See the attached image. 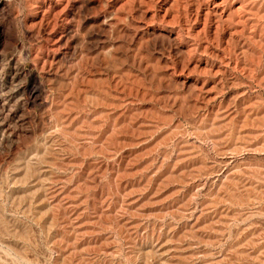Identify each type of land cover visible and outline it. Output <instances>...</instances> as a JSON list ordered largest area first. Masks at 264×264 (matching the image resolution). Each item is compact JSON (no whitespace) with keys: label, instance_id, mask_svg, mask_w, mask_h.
Listing matches in <instances>:
<instances>
[{"label":"rangeland","instance_id":"obj_1","mask_svg":"<svg viewBox=\"0 0 264 264\" xmlns=\"http://www.w3.org/2000/svg\"><path fill=\"white\" fill-rule=\"evenodd\" d=\"M0 124V264H264V0H0Z\"/></svg>","mask_w":264,"mask_h":264},{"label":"bare ground","instance_id":"obj_2","mask_svg":"<svg viewBox=\"0 0 264 264\" xmlns=\"http://www.w3.org/2000/svg\"><path fill=\"white\" fill-rule=\"evenodd\" d=\"M14 74H15V73H14ZM16 74H18V73H16ZM2 90H3V89H2ZM36 90H37V89H36L35 87H31L30 90H29V91H30V94H31V95L36 94ZM12 93H13V92H12ZM31 95H30V96H31ZM3 122H4V121H3ZM0 125H1V124H0ZM0 128H1V127H0ZM2 128H3V127H2Z\"/></svg>","mask_w":264,"mask_h":264}]
</instances>
